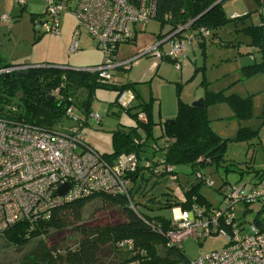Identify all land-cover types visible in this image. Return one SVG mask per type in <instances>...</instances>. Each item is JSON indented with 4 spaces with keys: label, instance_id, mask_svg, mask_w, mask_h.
I'll list each match as a JSON object with an SVG mask.
<instances>
[{
    "label": "built area",
    "instance_id": "built-area-1",
    "mask_svg": "<svg viewBox=\"0 0 264 264\" xmlns=\"http://www.w3.org/2000/svg\"><path fill=\"white\" fill-rule=\"evenodd\" d=\"M14 2L23 6L28 0ZM42 2L43 12L32 18L36 30L59 37L61 34L59 16L63 12H69L76 22L69 52L78 48L76 39L79 29H84L96 42V47L102 51L101 62L72 70L94 75L99 84L120 86L113 76V71L128 69L147 54H150L152 59L149 66L152 71L165 58L178 61L175 66L179 68V63L185 56L187 39L182 37H185L183 32L188 30L184 29L189 27V23L163 35L140 54L121 60L115 59L117 46L131 42L134 26L154 18L156 0H42ZM258 13H264V9L260 7ZM2 19L6 21L7 16H2ZM189 35L201 39L207 36L208 32L200 28ZM163 44H167V51L161 50ZM30 68L42 67L15 65L1 69L0 73L10 71L23 73ZM61 87L62 84L51 88L47 95L55 101L64 102L66 106L64 115L74 122L66 132L57 128V125L45 127L25 121L16 115L15 105L6 106L7 115H0V234L19 223L26 224L28 229H32L37 224L50 220L56 207L94 194L121 195L133 206L130 192L135 190L136 180H130L128 175L137 169V154L130 152L106 160L92 149L85 142L84 134L81 132L85 117L83 119L75 117L74 112L77 109L75 97H64L61 94ZM133 101L134 96L129 91L123 90L117 96V104L121 108H129ZM86 118L93 120L95 124L101 121L99 114L92 110ZM136 120L145 123L147 121L145 112L137 111ZM159 126L163 128L161 124ZM142 133L140 139H134L138 146L145 139ZM165 140L167 139L159 138L158 142L163 143ZM165 147L160 151L161 158L165 154ZM153 148L158 150L156 144ZM144 161V167L151 166L149 160ZM165 170L170 173L169 184L174 186L173 216L167 219L166 229L159 223H150L151 229L164 238L165 246L183 250L182 243L189 238L197 244L212 236L224 240L221 248L198 253L194 259L186 258L177 264H264V231L255 226L253 220L247 218L241 221L235 212V206L239 203H259L261 208H264V167L259 170L254 181L226 183L222 191L223 207L217 209L206 208L194 201L193 197L189 207H184L187 202L185 194L187 189L178 184L171 166H166ZM196 176L201 178L199 173ZM203 183L209 187L213 186V182L208 178L204 179ZM61 189H64L62 194ZM117 244L124 248V253L128 257L123 264H142L146 259V251L136 248L132 239H125ZM131 256L133 259H129Z\"/></svg>",
    "mask_w": 264,
    "mask_h": 264
},
{
    "label": "rangeland",
    "instance_id": "rangeland-1",
    "mask_svg": "<svg viewBox=\"0 0 264 264\" xmlns=\"http://www.w3.org/2000/svg\"><path fill=\"white\" fill-rule=\"evenodd\" d=\"M245 1L250 4L249 0ZM3 2V0H0V56L4 62L11 65H29L32 67L46 66L61 71H66L61 69L63 67L80 69L101 62L102 51L96 47V42L88 37L84 29L78 30L80 34L76 39L79 44L78 48L69 52L72 30L76 24L70 13L63 12L60 14L61 34L59 37H54L36 30L33 26L31 13L41 14L43 12L44 4L42 0H28L24 8L17 5L14 0H6L5 4ZM256 7L257 5L255 6L254 2L249 10L251 15L247 20V24L258 25L260 23L257 10L260 7L264 9V6ZM5 15L7 16L6 21L2 19V16L5 17ZM231 17L235 18V13ZM255 18H257L256 21ZM141 24L144 26H141ZM234 25L233 22L229 21L217 31L215 37L207 39L204 54H201L200 51H193L194 48L198 49L197 43L193 40L192 44L196 47L193 50H188L185 57L187 64L180 65V68L182 66L181 69H176L175 62L166 59L161 62L162 64L155 74L147 73L152 60L150 54H148V56L140 57L128 69L113 71L115 80L121 85L136 82L134 89L140 95L139 100L149 102L154 99L152 112L157 132L159 131L157 122H161L162 125L166 120L173 119L176 115L177 85H180L179 97L186 104H192L202 99L205 89L213 93L224 90L226 95L237 94L241 97L251 95L252 117L244 122L233 117L232 109L225 102L214 101L207 105V117L210 120L211 129L219 137L226 140L224 160L220 163V166L215 168L214 165H206L200 169L213 182V186L209 187L202 182L196 188L197 193L204 198V201L212 209L223 207L221 202L223 184L239 179V182H242L249 177L246 171L243 172L242 178H239L238 173L239 166L245 164L244 157L247 148H249L248 159L253 156L256 166L264 162V125L259 126L264 121V72L244 78V70L241 68L254 61H260V56L257 54V49L247 46L248 38L243 33L238 32L240 26L238 25V30H236L237 28H234ZM137 29L139 30L135 35L136 38L131 43L136 42L137 46L140 45L139 52L145 51L146 48L155 44V34L157 35L159 32L163 34L167 30L165 27L160 29L159 22L156 19L139 23ZM186 29L188 27L184 30ZM186 32L189 34L187 30L183 34ZM131 43L119 44L116 50V60L130 58L136 52L139 53L132 50L134 44ZM161 50L167 51V44H163ZM252 58L255 59L253 62ZM194 68L197 69L196 72L193 71ZM146 73L147 76H145ZM125 91H129L134 96L133 90L126 89ZM118 94L119 91L112 89L111 86L108 88L97 87L91 98L90 108L99 114L101 121L99 124H95L93 120H88V124L81 128L85 142L101 154H108L112 150L111 131H127L129 127L135 125V119L132 117L131 111L136 113L137 109L130 107V113H127L125 109L117 104ZM74 115L80 119L84 118L78 109H75ZM73 124V120L62 117L59 119L57 128L66 132ZM240 127L259 128L258 134L249 141H235L233 139ZM151 149L156 150L152 146ZM155 152L156 160H158L160 153L158 150ZM243 161L244 163H242ZM241 169H246V166L244 165ZM177 170L183 171L180 167ZM186 170H188L186 171L188 173L189 169ZM183 177L185 176L181 174L182 185H184L182 180L185 181V179H182ZM138 179L142 183L143 190L147 189L145 192L147 196L158 195L164 200L165 196H162L161 193L166 190L167 182L164 183L160 180L158 184L152 187L155 180L149 177L147 172H145L143 179L140 177ZM138 179L136 180L135 189ZM189 180L196 183L193 174H190ZM221 186L222 190L219 191ZM133 202L136 203L140 211H144L150 216L166 219L173 216L172 207L161 208L158 204L151 203L149 209H145L137 203V199L134 198ZM260 207L259 203H239L235 206V212L241 221L247 218L253 220L258 216ZM122 219L121 209L117 207L109 209L99 199H93L84 207L83 223L81 224L86 227L106 226L120 223ZM78 239L79 236L76 232L69 228L50 229L47 234L30 240L23 245L10 244L5 240L3 234H0V264H32V262L47 264L41 261L40 247L42 244L47 250L50 249L49 252L53 248L57 252H63L65 247L73 249ZM223 245L224 240L215 236L205 239L201 244H197L191 238L182 243L183 251L188 259H194L198 253L217 250ZM51 253L55 252L52 250ZM106 255L108 256L106 257ZM106 255L100 257V260L98 259V264H117L121 258L120 255L118 257L114 252H108Z\"/></svg>",
    "mask_w": 264,
    "mask_h": 264
},
{
    "label": "trees",
    "instance_id": "trees-1",
    "mask_svg": "<svg viewBox=\"0 0 264 264\" xmlns=\"http://www.w3.org/2000/svg\"><path fill=\"white\" fill-rule=\"evenodd\" d=\"M217 1L156 0L153 19L159 22L160 29L163 27L167 29L164 34L159 32L157 37L169 34L178 26H183L194 20L193 23L189 24L188 31L193 33V31L203 28L208 32V35L204 38H196V43L201 49V54H204L205 38L215 37L217 31L229 21L234 24L241 23L242 26L238 32L248 36L249 45L257 49L260 56V61H254L241 68L244 70L243 76L245 78L259 72H264V13L259 14L257 10L260 24H247V20L251 15L250 12L236 16L235 18H228L223 7L224 3L228 0H220L214 4ZM253 1L257 5V8L264 6V2L261 3L260 0ZM24 6H21V8H24ZM206 10L208 11L203 16L195 20ZM36 15L39 14L31 13V18ZM145 56H148V54ZM166 59L168 58L163 60ZM12 66L15 65L4 62L0 56V70ZM64 70L66 71L51 68H30L23 73L19 71L0 73V115H7L6 106L15 105L16 115L25 121L39 126H55L58 124L60 118L65 117L64 111L66 106L64 102L61 103L51 99L47 95V92L51 88L59 87L62 84L61 94L64 97L74 96L77 109L85 117L81 128L88 124L86 117L91 111V98L93 97L94 90L97 87L108 88L110 85L97 83L94 75L86 72L71 69ZM196 70L194 68L193 71L196 72ZM135 84L136 82H130L118 87L111 86V88L119 92L126 89L133 90L136 104L130 107L137 109V111H144L147 121L139 123L135 118L137 111L136 113H132L131 111V115L135 119V125L129 127L127 131H111L112 150L108 154H100L106 160H112L121 154L135 152L138 156V166L134 173L128 175L130 180L135 181L139 177L143 179L145 172H147V175L155 180L152 187L158 184L160 180L164 183L167 182L166 190L161 193L162 196H165L164 200H162L163 198L158 195L147 196L145 194L147 189L143 190L142 183L138 179L137 187L134 191L130 192V195L132 201L134 198L135 200L137 199V203L145 209H149V204L151 203L158 204L161 208H170L174 205L175 199L172 198L174 186L169 184L170 173L165 170V167L168 165L172 167V173L176 175L178 184L187 189L185 191L187 202L184 207H189V202L193 197L194 201L198 204L210 208L209 204L196 191L197 185L208 178L200 169L206 165H214L215 168L220 166V163L224 160L226 140L219 137L211 129L210 120L207 117V105L214 101L225 102L232 109L233 117L240 121H245L252 117L251 95L241 97L237 94L226 95L224 90L213 93L205 89L202 97L204 105L203 107H199L182 102L179 97L180 85H177V112L173 118L174 121L172 123L164 122L162 124L163 128L161 127L155 134L153 128L156 122L152 119L151 112L153 99L149 102L139 100L140 95L134 89ZM129 108L123 109L127 113H130ZM262 125H264V121L259 126L261 127ZM258 130L259 128L249 129L240 127L233 140L249 141L257 136ZM140 133L144 134L145 139L141 142V146H138L134 142V139H140ZM159 138H166L167 140L162 143L158 142ZM154 144L158 146L159 153L166 146L163 158H161L160 154V158L156 160L155 151L157 149H151V146L153 147ZM144 160H149L151 166L144 167ZM178 167L182 168L183 171L177 170ZM186 169H189L188 173H186L188 171ZM197 173H199L201 178L196 176ZM181 174L185 176L182 178L185 179V181L182 180L184 185L181 184ZM190 174L194 175L196 183L189 180ZM142 197L143 199H141ZM93 199H99L109 209L114 207L121 209L123 214L122 221L106 226H83L81 223H83L82 214L84 207ZM258 216L253 219V223L261 231H264V208L260 207ZM167 222L166 218L153 217L144 211H140L134 202L133 206H131L129 200L124 196L94 194L88 197L77 198L56 207L52 211L50 220L41 222L32 229H28L27 225L23 223L16 224L11 229L5 231L3 237L10 244L23 245L30 240L47 234L50 229L61 230L69 228L74 230L79 239L73 249L65 247L63 252H57L53 248L52 250L55 253H51L52 250L49 252V248L47 250L44 244L41 245V261L47 264H98V259L100 260V257L105 256L108 252H114L118 257L120 255L121 258L117 264H123L128 260V257L124 253V248L118 246L117 243L125 239H132L136 248H142L146 251V256L144 255L146 259L142 264H177L186 260L187 257L184 251L176 248H167L164 238L150 227V223H159L163 229H166ZM159 250L160 252H158ZM129 259H133V257L131 256ZM32 264H37V262H32Z\"/></svg>",
    "mask_w": 264,
    "mask_h": 264
},
{
    "label": "crops",
    "instance_id": "crops-1",
    "mask_svg": "<svg viewBox=\"0 0 264 264\" xmlns=\"http://www.w3.org/2000/svg\"><path fill=\"white\" fill-rule=\"evenodd\" d=\"M4 2H3V4H5L6 3V0H3ZM250 1V4H247L246 3V1L245 0H243V2H242V0H228V1H226L225 3H224V5H223V7H224V11H225V14H226V16L228 17V18H230L231 17V15L232 14H234L235 13V17L236 16H239V15H242V14H245L244 13V11H246V13L247 12H249V10L252 8V6H253V4H254V2H253V0H249ZM229 2V3H228ZM255 6H256V4H255ZM257 8V7H256ZM69 13V12H68ZM71 14V13H70ZM60 17V16H59ZM232 18V17H231ZM259 18V17H258ZM255 21L257 20V18H255L254 19ZM75 21V20H74ZM7 23V22H6ZM260 24V23H259ZM76 25V24H75ZM137 25L138 24H136L135 26H134V29H133V37H132V40H131V42L136 38L135 37V35H136V33L138 32V30L139 29H137ZM238 25L241 27L242 26V24L240 23V24H235L234 25V28H237L236 30H238ZM244 25V24H243ZM257 25V24H256ZM59 26H60V30H61V23H60V18H59ZM141 26H144L143 24H141ZM75 27V26H74ZM143 28V27H142ZM240 29V28H239ZM142 30V29H141ZM74 31V28H73V30H72V32ZM188 31V30H187ZM189 32V34L190 33H192V32H190V31H188ZM187 33V32H186ZM183 34V36H185V37H187V38H185V37H182V38H184V39H187L186 41L188 42V44H187V42H186V53H188V50L189 49H191V50H193V48L194 47H196L195 45H193L192 44V42H193V40H195V42H196V39L194 38V37H192V36H190L188 33L187 34ZM80 35V34H79ZM88 35V34H87ZM187 35V36H186ZM216 35V34H215ZM88 37H90L89 35H88ZM247 38H248V36H246ZM71 38H72V35H71ZM210 37H208V38H205L204 40H205V43H206V40L207 39H209ZM159 39H161V37H157V35L155 34V41H158ZM189 39V40H188ZM210 39H212V38H210ZM190 41V42H189ZM130 42V43H131ZM128 43V42H127ZM131 44H134L133 45V48H132V50H135V52L136 51H138L139 52V49H140V45H136V42L134 43H131ZM190 45V46H189ZM67 46V45H66ZM79 46V45H78ZM119 46V45H118ZM118 46H117V48H118ZM198 46V45H197ZM247 46L248 47H251V45H249V38H248V41H247ZM151 47V46H150ZM149 47V48H150ZM254 48V47H253ZM146 49H148V48H146ZM205 49H206V45H205ZM117 50V49H116ZM194 52H197V51H200L201 52V49L198 47V49L197 48H194V50H193ZM142 52H144V51H142ZM142 52H139V53H135L133 56H135V55H137V54H140V53H142ZM249 54V53H248ZM257 54H258V52H257ZM258 56H259V54H258ZM131 57V56H130ZM151 57V56H150ZM185 57H186V54H185ZM185 57H184V59L183 60H181L180 61V63H179V68H177L176 66H175V68L176 69H181L182 68V66H181V68H180V65H185V64H187V60L185 59ZM115 59H117V57H116V51H115ZM169 60V59H168ZM255 59H253L252 60V62L254 61ZM171 61V60H170ZM162 63H160L159 65H157V67L152 71L151 69H150V67H148V70H147V73L148 72H151V74H155L156 73V70L159 68V66L161 65ZM150 65H151V62H150ZM149 65V66H150ZM153 72V73H152ZM147 73L145 74V76H147ZM153 101H154V99H153ZM155 102V101H154ZM154 102H153V104H152V110H153V105H154ZM134 104H136V102H135V99H134V102L132 103V105H134ZM156 105H158V104H156ZM152 110H151V112H152ZM152 119L154 120V117H153V112H152ZM244 122V121H243ZM159 123H161V122H158L157 124H159ZM155 127L156 126H154V128H153V132L156 134V130H155ZM161 127L159 126V129H160ZM154 135V134H153ZM156 142H157V140H156ZM256 144V143H255ZM249 148H247V151H246V154H245V166H246V169H241L244 165H240L239 167H240V170H238V173H239V178H242V175H243V172L244 171H246L248 174H249V177L247 178V179H245L244 181H254L256 178H257V176H258V172H259V170L262 168V167H264V162H262V163H259L258 164V166H256V164H255V158H253V156L252 157H250V159H248V157H249ZM242 163H244V161L242 162ZM240 171V172H239ZM240 180V179H239ZM239 180H235V181H232V182H236V181H239ZM227 183H230V181H228ZM135 184H136V181L134 182V186H135ZM225 184H223L222 186H224ZM222 186L219 188V191H221L222 190Z\"/></svg>",
    "mask_w": 264,
    "mask_h": 264
},
{
    "label": "water",
    "instance_id": "water-1",
    "mask_svg": "<svg viewBox=\"0 0 264 264\" xmlns=\"http://www.w3.org/2000/svg\"><path fill=\"white\" fill-rule=\"evenodd\" d=\"M219 1H220V0H218V1L215 2L214 4L218 3ZM211 7H213V6H211ZM211 7H210V8H211ZM210 8H209V9H210ZM209 9H208V10H209ZM208 10H206V11H204L202 14H200L197 18H195V20L198 19V18H200L201 16H203ZM193 21H194V20H193ZM193 21H191L190 23H193ZM190 23H189V24H190ZM38 67H42V68H43L44 66H38ZM63 69H65V68L63 67ZM66 69H71V68H66ZM72 69H73V68H72ZM72 69H71V70H72ZM80 95H81V94H80ZM191 105H193V106L203 107L204 104H203V100H202V99H199V100L193 102ZM173 121H174V119H168V120H166L165 122H166V123H172ZM63 191H64V189H61L60 193L62 194Z\"/></svg>",
    "mask_w": 264,
    "mask_h": 264
},
{
    "label": "clouds",
    "instance_id": "clouds-1",
    "mask_svg": "<svg viewBox=\"0 0 264 264\" xmlns=\"http://www.w3.org/2000/svg\"><path fill=\"white\" fill-rule=\"evenodd\" d=\"M134 102V101H133ZM132 106V105H131Z\"/></svg>",
    "mask_w": 264,
    "mask_h": 264
}]
</instances>
